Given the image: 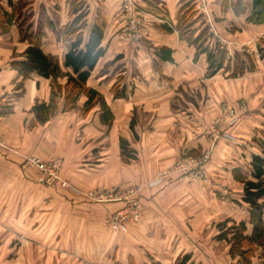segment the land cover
<instances>
[{
  "label": "crops",
  "instance_id": "1",
  "mask_svg": "<svg viewBox=\"0 0 264 264\" xmlns=\"http://www.w3.org/2000/svg\"><path fill=\"white\" fill-rule=\"evenodd\" d=\"M72 1L75 0H0V137L6 147L0 149V180L16 179L15 162L23 156H35L44 162L61 158L60 177L68 188L50 189L55 204L53 216L81 221L74 225L73 236L83 238L77 247H83L85 242L93 245V257L103 259V264L107 263L106 257L99 255L97 247L106 248L112 241L110 231L102 224L120 204L91 205L79 192L113 187L125 190L134 185L141 187V220L129 228L128 238L120 237L114 243L115 262L174 264L179 257L188 255L190 264H238L233 263L238 258L233 260L229 255L227 242L217 239L216 226L224 221L244 222L246 234L252 231L249 207L242 200L244 181L254 180L252 157H263L264 142V57L257 52V48L264 51V23L247 21L252 0H204L208 16L203 14L201 0H133L135 16L150 18L142 27L139 43L124 32L129 22L121 9L123 0H86L88 27L97 9L105 20L101 44L104 54L86 86L100 95L112 117L108 123L102 120L105 115L99 103L82 116L86 94L78 97L74 110L64 113L62 91L57 90L52 97V80L31 74L22 81L10 65L12 54H18L15 59L21 60L28 46L19 32L23 17L31 15L25 26L30 32L38 24L40 11L49 20L54 12L59 27H63L70 22ZM13 8H21L23 17L15 14L9 23L4 12L10 14ZM40 23L44 34L41 49L58 59L63 74L57 83L63 86L69 70L62 63L70 44L57 38L44 21ZM210 24L218 36L213 39L208 34L204 41L203 32ZM215 44L225 50L224 63L207 78V57ZM161 49L171 51L170 62L160 61ZM235 56L246 67L251 62L253 69L231 77ZM240 103L246 111L239 124L223 128L213 146L215 135L208 133L209 124L223 107L235 108ZM38 104L55 108L52 118L44 124L33 111ZM133 118L136 139L130 130ZM164 124L168 125L167 132L160 136L159 127ZM145 125H152V131ZM121 139L136 161L128 162L122 157ZM210 147L204 178L196 181L201 184L198 195H188L185 181L162 183L157 179L158 170L167 161L172 164L183 152L192 155ZM13 158L17 160L12 162ZM37 175L32 168L24 171L23 183L30 187V179L37 182ZM36 187L48 193L39 184ZM192 202L199 204V212L194 215L187 210ZM189 216L195 224L187 222ZM262 222L264 225V211ZM208 234L212 237L209 240ZM221 244L227 250L219 256L216 247ZM256 255L251 263L264 264V253L257 251Z\"/></svg>",
  "mask_w": 264,
  "mask_h": 264
},
{
  "label": "rangeland",
  "instance_id": "2",
  "mask_svg": "<svg viewBox=\"0 0 264 264\" xmlns=\"http://www.w3.org/2000/svg\"><path fill=\"white\" fill-rule=\"evenodd\" d=\"M123 5V3H122ZM122 9V8H121ZM136 9V6H135ZM123 12V11H122ZM136 13V11H135ZM135 13H131L128 16H125V13H123V16L126 18L127 21L136 18ZM147 19L150 20L148 17ZM145 27V26H143ZM124 32L127 36L133 38L135 36V33L132 32L129 27L124 29ZM208 34L213 39L218 36L214 27L210 24L204 32H203V38L204 41H206V37H208ZM140 35V34H139ZM134 41L138 42L137 40L133 39ZM132 40V41H133ZM139 43V42H138ZM136 44V43H134ZM217 45V44H215ZM208 46V45H206ZM257 52L259 53L260 57H264V51L257 48ZM18 54L13 53L12 58H17ZM210 72H207V78H210L208 75ZM242 76V75H240ZM60 77V76H59ZM65 85V84H64ZM63 86H60L57 83H55V87L58 88V86L62 90V96L64 94L63 92ZM55 87L52 88L55 89ZM60 90V91H61ZM64 99V98H63ZM76 107V103H75ZM74 107V109H75ZM93 108V107H92ZM91 108V109H92ZM73 109V110H74ZM90 109V110H91ZM90 110H86L85 106L83 105V110L81 112L82 116H85L88 114ZM235 110V111H234ZM246 111L245 105L240 103L238 107L231 108V107H223L221 109L220 114L216 117V119L213 121L210 125V128H208V133L210 135H215L213 137L212 142L213 146L216 143V136L217 138L221 137V132L223 128H234L239 124L240 118L242 113ZM71 112V111H70ZM35 113V112H34ZM68 113V112H67ZM53 116V115H52ZM50 117V119L52 118ZM233 117L236 118L235 123H233ZM219 120V121H218ZM134 122V128L136 126V123L134 121V118L131 120V122ZM106 123V122H105ZM108 123V122H107ZM131 124V123H130ZM146 130L149 132L152 131V125H145ZM168 125H160V136H162V133L167 132ZM134 128L131 130L133 134V138L136 139V134L134 133ZM82 129V128H81ZM217 134V135H216ZM158 135V134H157ZM159 136V135H158ZM212 137V136H211ZM0 143L1 147L0 149H6L5 142L0 137ZM128 147V146H127ZM212 149L211 147L204 151H199L195 154H183L179 157V159L176 162H173L170 164V161H167L165 166H163L162 169L158 170L157 173V179L159 181H185L187 182V191L189 196H196L199 194L200 183H196V181H199L200 179L204 178V167L208 163L210 159V153ZM205 153H208V159L204 164H201L200 166H195V163L199 161V159L202 158ZM0 154H3V152H0ZM131 156L128 157V162H134L136 161V157L133 154H130ZM4 156V155H2ZM134 157V158H131ZM6 159V158H5ZM21 160H17L15 158L11 159V161H16L15 164L17 165L18 170L16 171V179L11 180V178L4 179L3 181L0 180V264H103V259H98V256L93 257L94 247L88 246L89 243L85 242V244H82L83 247H77L78 241L81 238V241L83 242L82 237H77V235L74 237L73 234H75L74 225L82 223L81 221H77V219H72L57 217L53 216V213L55 212V204L53 202V197L49 193L51 188H59V189H65L66 187H61L60 184H53L51 186H44L38 182V179L40 177V171L36 167H31L27 165L26 161L35 159L38 162L42 163H48L54 160H58L60 163V169H59V179L62 181V183H65L67 185V182L60 177V171L63 167V160L61 158H55L53 160H49L47 162L41 161L39 158H36L35 156H23L20 158ZM169 163V164H168ZM181 167V168H180ZM34 169L38 172L37 175V182L33 179H30L31 186H26V178L23 176V172L27 171L28 169ZM182 170H180V169ZM196 168V169H194ZM22 173V175H21ZM198 174V175H197ZM194 175H197L194 177ZM23 178L25 182L23 183ZM29 181V180H28ZM162 182V183H163ZM42 186V188H46L48 191L47 194H44L43 191L41 192V189H38V187L35 188V185ZM200 184V185H199ZM96 189H89L84 190L82 192H79V195L83 197V199L90 203L91 205H112V204H120V207L117 208L115 211L111 212L109 214L110 216L104 219L103 221V227L109 232L110 231V237L112 244L110 246L104 247H97V250L100 252L99 255L106 257V262H110V264H118L115 262L116 258V247L114 246L116 241L119 240V238H128V230L132 225H137V223L141 220V214L143 211V204L141 201V187L138 186H130L125 190H122L120 188H109V189H98L102 191H110L112 189H115L117 193H126L129 191H136L137 190V199L139 203L141 204V210L139 211V218L136 221H133L129 223L127 232H117L113 231L108 221L112 217V215L120 210L124 203L123 201H109V202H95L93 200L89 199V193L96 191ZM203 189V187H202ZM199 204H194L192 202L191 205H187V210L190 211V213H197L199 212ZM194 215V214H193ZM188 217L187 222H190L195 224V220L193 218ZM190 220V221H189ZM193 220V221H192ZM199 219L197 218V221ZM200 222V221H198ZM214 222L212 223V232L211 235L214 234ZM209 226V225H208ZM86 230V229H85ZM84 230H81L80 232H83ZM123 234V235H120ZM62 235V236H61ZM210 234L207 236V240H209L211 237ZM209 241H207L208 243ZM81 244V243H80ZM228 244V249H230V244ZM222 245V246H221ZM220 247H216L217 253L220 254L219 256L223 255V253L227 250V246L225 247L223 244H221ZM104 248V250H103ZM104 251V252H103ZM262 252V251H260ZM104 253V254H103ZM264 253V252H262ZM89 256V257H88ZM92 256V257H91ZM257 256V255H256ZM233 258V257H232ZM234 260V258H233ZM238 263V260H234L233 263ZM106 263V264H107Z\"/></svg>",
  "mask_w": 264,
  "mask_h": 264
},
{
  "label": "trees",
  "instance_id": "3",
  "mask_svg": "<svg viewBox=\"0 0 264 264\" xmlns=\"http://www.w3.org/2000/svg\"><path fill=\"white\" fill-rule=\"evenodd\" d=\"M253 9L247 21L253 24L264 23V0H252ZM11 4V3H10ZM58 8V7H57ZM15 14L22 16L21 8L14 9L10 14L4 12L5 19L10 23ZM70 22L59 27L58 16L52 12V20L45 17L43 12H39V21L33 32L30 28H26L27 21L31 15L23 17L19 25L21 39L28 42V46L22 54V59H13L11 68L17 71L22 81L29 78L31 74L52 80L55 85L56 80L61 76L62 68L57 58L45 55L41 49V40L44 36L42 30L44 21L48 30L53 32L57 38L62 37L70 44L69 51L65 54L62 66L68 69L66 74V83L63 87L64 107L63 112H70L74 109L75 103L81 94H86L87 101L84 103L85 109L90 110L96 104H100L103 111V121L110 122L112 117L98 93L88 89L86 84L91 71L95 68L98 60L103 56L104 49L102 48V40L105 28V20L100 10H96L95 18L90 27L87 24L89 16V6L86 0H75L69 5ZM160 61H171V51L161 49L159 52ZM225 50L220 49L218 45L208 53V75L211 76L219 71L224 63ZM245 69H253L252 63L246 67L245 63L241 62L236 56L233 61V70L231 77L235 78L242 75ZM52 90V97L56 96V91L61 88L55 87ZM62 91V90H61ZM54 106L51 104H38L34 107L36 119L44 124L54 113ZM134 122L130 124V129L133 130ZM261 136L264 139V129L261 131ZM121 155L125 160H128L130 154H133L127 147L124 140H120ZM263 157H252L251 169L253 181H244L243 202L249 207V224L252 226L250 235H247V227L244 222L234 223L224 221L216 226L218 230L217 239L226 241L230 244L229 255L233 258H238V264H252L251 259L256 257L257 251L264 252V225L262 215L264 211V202L261 199L264 197V142L261 143ZM134 158V157H131ZM188 255L179 257L174 264H190Z\"/></svg>",
  "mask_w": 264,
  "mask_h": 264
},
{
  "label": "built area",
  "instance_id": "4",
  "mask_svg": "<svg viewBox=\"0 0 264 264\" xmlns=\"http://www.w3.org/2000/svg\"><path fill=\"white\" fill-rule=\"evenodd\" d=\"M201 9L203 14L208 16L206 6L204 4V0H201ZM122 11L125 13V16L130 15L131 13H135V4L133 0H123ZM130 24V28L135 36L133 39L138 40L139 34L141 33L143 25L147 22V19L143 16H136L128 21ZM235 111V110H234ZM219 121V120H218ZM236 118L233 117V123H235ZM1 147V143H0ZM208 153L202 156L199 161L195 163V166H200L204 164L208 159ZM27 165L31 167H36L40 171V177L38 182L44 186H51L54 183L60 184L61 187H66L65 183L59 179V169L60 163L58 160H54L48 163H40L35 159L27 160ZM181 168V167H180ZM179 168V169H180ZM196 169V168H194ZM182 170V169H180ZM198 175V174H197ZM197 175H194L196 177ZM137 190L136 191H129L126 193H117L115 189L110 191H102L96 190L89 193V199L95 202H109V201H123L124 206L115 212L112 217L109 219L108 224L113 231L126 233L129 223L136 221L139 218V211L141 210V204L137 199Z\"/></svg>",
  "mask_w": 264,
  "mask_h": 264
}]
</instances>
